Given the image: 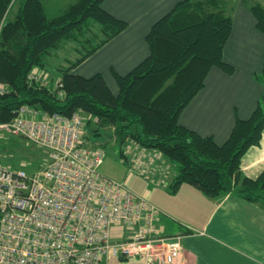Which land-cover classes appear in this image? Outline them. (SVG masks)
<instances>
[{
  "label": "trees",
  "instance_id": "trees-1",
  "mask_svg": "<svg viewBox=\"0 0 264 264\" xmlns=\"http://www.w3.org/2000/svg\"><path fill=\"white\" fill-rule=\"evenodd\" d=\"M104 1L77 0L49 18L41 0H25L8 20L14 0H0V83L8 86V92L0 94V123L11 121L25 104L65 116L82 111L87 123L92 117L102 128L113 127L119 142L131 138L172 162L177 171L173 191L190 184L214 199L236 191L248 201L264 202V170L253 179L241 172L243 155L262 139L264 97L249 119L237 120L222 145L179 121L212 67L235 70L224 60L233 19L219 0H184L158 20L146 36L149 56L128 74H114L117 93L101 73L74 72L128 27L103 8ZM251 10L264 34V6L255 4ZM67 44H72L74 58L66 60L54 84L44 72L53 53ZM36 68L42 78L30 80ZM258 78L264 84V64ZM11 136L1 141L2 155L4 139Z\"/></svg>",
  "mask_w": 264,
  "mask_h": 264
},
{
  "label": "crops",
  "instance_id": "crops-1",
  "mask_svg": "<svg viewBox=\"0 0 264 264\" xmlns=\"http://www.w3.org/2000/svg\"><path fill=\"white\" fill-rule=\"evenodd\" d=\"M24 1L14 0L8 15L18 2L16 16ZM76 1L41 0L49 18ZM181 1L184 0H105L103 8L126 21L128 27L85 60L80 74L101 73L105 79L128 74L150 54L146 36L152 26ZM254 1L219 0L220 8L233 19L224 60L235 70L228 73L212 67L204 88L179 118L180 124L203 137H212L219 145L229 139L237 120L252 116L264 97V84L258 78L264 64V34L257 29L251 10L261 3ZM115 85L110 88L117 93L116 81ZM147 150L143 155L147 153L151 159L147 157L138 165H149L147 169L155 183L145 196L161 210L159 233L181 237L188 264H264L263 201H248L236 191L214 199L190 184L173 191L176 169L159 152ZM263 170L264 131L260 144L243 155L241 172L253 179Z\"/></svg>",
  "mask_w": 264,
  "mask_h": 264
},
{
  "label": "built area",
  "instance_id": "built-area-1",
  "mask_svg": "<svg viewBox=\"0 0 264 264\" xmlns=\"http://www.w3.org/2000/svg\"><path fill=\"white\" fill-rule=\"evenodd\" d=\"M41 76L36 68L29 79ZM86 121L82 111L25 104L0 123V146L5 135L21 136L48 156L32 174L0 153V264H188L181 237L159 233L161 210L99 172L105 151L85 145Z\"/></svg>",
  "mask_w": 264,
  "mask_h": 264
},
{
  "label": "rangeland",
  "instance_id": "rangeland-1",
  "mask_svg": "<svg viewBox=\"0 0 264 264\" xmlns=\"http://www.w3.org/2000/svg\"><path fill=\"white\" fill-rule=\"evenodd\" d=\"M256 2L264 5V1L255 0L253 3ZM17 6L18 2L14 6L13 11L7 15L8 20L14 18ZM72 47V44L63 46L60 50L55 51L49 59V65L44 73L48 79L53 80L54 84H57L60 80L61 70L67 64L66 60L74 58L70 53V51H73ZM81 69V67L80 69L76 68L74 72L80 74L81 71L79 72V70ZM106 79L111 88H116L113 76ZM89 119L92 120L91 124L88 122V125L86 122L84 125L85 145L102 148L105 151L104 161L99 167V172L103 176L124 183L130 190L145 196L154 187L151 184L155 183L154 178L147 169L149 165L147 168L144 164L140 163L141 165H138L140 161L145 162L147 157L150 158L147 153L143 155L145 151H148V148L140 146L131 138H127L124 142H119L113 133V127L102 128L97 124V120L92 117ZM95 134L98 136L95 137ZM4 142L7 144L3 155L1 154V159L3 158L5 161H2L4 164L12 168H24L28 173L32 174L42 170L43 166L45 167L48 156L43 148L32 144L21 136L5 138ZM161 157L166 159L163 156ZM161 157L158 154L156 155L159 161L162 160ZM168 163L175 168L172 162L168 161Z\"/></svg>",
  "mask_w": 264,
  "mask_h": 264
},
{
  "label": "water",
  "instance_id": "water-1",
  "mask_svg": "<svg viewBox=\"0 0 264 264\" xmlns=\"http://www.w3.org/2000/svg\"><path fill=\"white\" fill-rule=\"evenodd\" d=\"M96 136H98V135L95 134V137H96Z\"/></svg>",
  "mask_w": 264,
  "mask_h": 264
}]
</instances>
